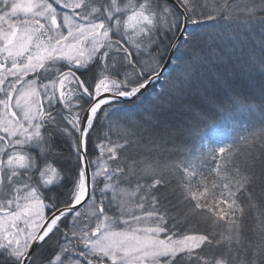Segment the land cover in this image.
Here are the masks:
<instances>
[{
	"label": "snow or ice",
	"instance_id": "snow-or-ice-1",
	"mask_svg": "<svg viewBox=\"0 0 264 264\" xmlns=\"http://www.w3.org/2000/svg\"><path fill=\"white\" fill-rule=\"evenodd\" d=\"M0 264H264V0H0Z\"/></svg>",
	"mask_w": 264,
	"mask_h": 264
},
{
	"label": "trees",
	"instance_id": "trees-1",
	"mask_svg": "<svg viewBox=\"0 0 264 264\" xmlns=\"http://www.w3.org/2000/svg\"><path fill=\"white\" fill-rule=\"evenodd\" d=\"M167 76L168 72L166 71L164 77ZM168 86L169 85L165 83L163 78L159 81H156L150 86L149 91L143 96L129 102V106L133 110H143L144 108L150 106L153 100L157 99L155 95L156 93L161 92L163 88ZM246 102L259 103V100L256 99V97L249 95V98ZM204 107H209L207 102H205ZM201 117L203 118V123L200 125V128L205 133H209L212 128L220 126L221 124L228 121L240 126V122L244 121V123L247 124L250 123L252 119H254L249 117L247 113H243L230 105H226L223 109H212L207 112L206 116H203L200 108L193 106L192 112L189 113L185 119L194 120ZM53 240H55V238H53Z\"/></svg>",
	"mask_w": 264,
	"mask_h": 264
},
{
	"label": "rangeland",
	"instance_id": "rangeland-1",
	"mask_svg": "<svg viewBox=\"0 0 264 264\" xmlns=\"http://www.w3.org/2000/svg\"><path fill=\"white\" fill-rule=\"evenodd\" d=\"M240 126L236 125L234 123H231L230 121L221 124L220 126L214 127L210 130L209 134L215 135L221 138H226L227 136L232 134V130H241L242 127L245 125L244 121L240 122Z\"/></svg>",
	"mask_w": 264,
	"mask_h": 264
},
{
	"label": "water",
	"instance_id": "water-1",
	"mask_svg": "<svg viewBox=\"0 0 264 264\" xmlns=\"http://www.w3.org/2000/svg\"><path fill=\"white\" fill-rule=\"evenodd\" d=\"M166 73V71L164 72V74ZM135 100V99H134Z\"/></svg>",
	"mask_w": 264,
	"mask_h": 264
}]
</instances>
